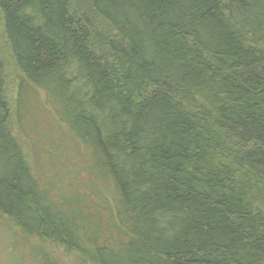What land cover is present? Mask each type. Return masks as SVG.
Instances as JSON below:
<instances>
[{"label": "trees", "instance_id": "16d2710c", "mask_svg": "<svg viewBox=\"0 0 264 264\" xmlns=\"http://www.w3.org/2000/svg\"><path fill=\"white\" fill-rule=\"evenodd\" d=\"M0 226V264H264V0H0Z\"/></svg>", "mask_w": 264, "mask_h": 264}, {"label": "rangeland", "instance_id": "374dc122", "mask_svg": "<svg viewBox=\"0 0 264 264\" xmlns=\"http://www.w3.org/2000/svg\"><path fill=\"white\" fill-rule=\"evenodd\" d=\"M7 66H6V96L8 100H10V102L13 103V101H15L14 96H15L16 85H17V77H16V72L11 69L12 66H8V67ZM41 98H42V95H41ZM30 106L34 107V109H32L31 112H32V115H34L35 117L33 118L32 116H29L27 117L25 121L26 123L28 122L29 130L33 129L32 128L33 123L37 127V130L35 132V130L33 129L34 130L33 133L28 130L30 133L28 134L29 140L32 142L38 140V142L36 141V144H35L36 145L35 151L37 153V157L39 161L43 163L41 164L43 166L44 164H46L44 163L45 158H48L47 153H50L52 151V149L48 148V146L50 145V142L60 145L58 141L59 138L62 139L63 142H64V139L61 137L63 136L62 132L59 130L58 126L56 125L50 112H46L42 108V106L41 107L39 106V108H36L37 104L35 102L31 103ZM37 118H39L38 124L36 123L37 120H35ZM12 122L14 123L15 119L14 121L12 119ZM5 230L6 228L4 229L2 226H0V263L4 261L6 258H8L9 254L12 252L10 251V244L11 243L16 244L17 243L16 241L18 240L17 235L11 234L13 232H11L9 229L6 230L10 233L8 234ZM19 246L21 247L22 245L19 244ZM47 248L53 254L55 259L58 260L59 258L60 261L58 262V264H82L80 259L74 256L73 254L66 253L64 251L57 250L55 248H51L50 246H47Z\"/></svg>", "mask_w": 264, "mask_h": 264}]
</instances>
